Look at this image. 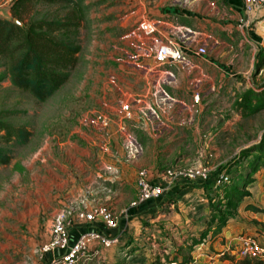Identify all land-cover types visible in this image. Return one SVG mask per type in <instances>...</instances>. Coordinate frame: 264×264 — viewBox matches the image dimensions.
<instances>
[{
  "label": "rangeland",
  "instance_id": "1",
  "mask_svg": "<svg viewBox=\"0 0 264 264\" xmlns=\"http://www.w3.org/2000/svg\"><path fill=\"white\" fill-rule=\"evenodd\" d=\"M154 1L151 0L152 4ZM11 2L0 0V11L11 16ZM84 2L89 7L82 12L84 18L79 34L82 49L78 62L71 69L69 80L55 95L41 101L28 90L14 86L9 79L0 83V117L23 125L32 134L29 142L23 145H7L0 140L1 144L10 147V154L14 157L11 164L0 163V264H42L43 248L50 239L53 216L65 208L80 210L82 196L87 190H94L98 201L112 207L119 216L137 196V179L118 187L107 184L112 183L110 180L101 181L99 177L90 188L89 183H81L90 175L96 177L102 161L92 148L94 142H98L95 140L96 107L92 102L96 91L92 88L96 80L93 72L98 65H157L170 72L172 81L169 78L152 88L154 98L161 99V103L148 101L146 92L149 90L145 87L149 84L137 86L144 103L138 112L144 115L149 112L153 120L148 122L152 128L155 126L154 137L140 138L144 150L151 144L158 151L157 165L153 171L149 170L153 174L156 169L163 171L195 164L208 166L213 173L231 160L242 159L241 150L261 142L264 135V108L253 109L259 104L254 95L250 109H246L243 99L244 93L251 89L261 93L264 100V42L261 45L254 42L244 27L229 24L220 31L215 26L207 28L199 23L186 31L151 25L143 30L131 13H136L137 9L132 8L128 0ZM157 2L167 4L170 0ZM40 8L51 13L66 12L62 5ZM263 20L258 21V26H264ZM168 40L183 48L184 59L159 64L154 57L156 47ZM199 46H204L207 53L200 55L197 52ZM178 67H182L184 73L193 67L189 88L184 86V79L177 73ZM115 86L122 87L116 81ZM171 96L178 101H166ZM134 107L132 103L126 105L128 115ZM158 109L167 118H173L172 123L155 120ZM175 123L186 127L174 126ZM163 124H172L171 133L178 134L156 135ZM101 138L106 142L102 134ZM143 155L149 157L146 150ZM250 158L242 160L240 167H233L230 175L237 167L242 170ZM149 161L144 159V163H148L146 168ZM255 179L252 204L264 210V170L258 171ZM248 197L245 202H249ZM245 216L243 219L254 224V232L264 235V211L254 212V218L250 214H247L248 218ZM142 224L148 227L152 222L144 219ZM186 239V243V240L180 242L177 237L171 244L184 247L182 244H190L192 240ZM154 240L148 241L152 243ZM219 240H208L198 246L201 247L198 253L208 258V264H215L211 260L213 257L223 260L217 256V250L207 249L210 245H206ZM136 246L139 250L133 260L145 254L148 258L146 264H166L160 259L163 257L159 247L155 249L153 244ZM131 248L125 247V251L119 249V252L129 254ZM180 249V256L187 254V247ZM99 261L100 264L108 262ZM119 262L129 264L126 257L116 264ZM93 264L98 262L93 261Z\"/></svg>",
  "mask_w": 264,
  "mask_h": 264
},
{
  "label": "crops",
  "instance_id": "2",
  "mask_svg": "<svg viewBox=\"0 0 264 264\" xmlns=\"http://www.w3.org/2000/svg\"><path fill=\"white\" fill-rule=\"evenodd\" d=\"M157 1L152 4L151 0H128L127 3H131V7L137 9L136 13L134 11L131 13H133L132 16H136L138 23L140 22V29L145 30L147 26L151 25L154 28L163 26L167 29L186 31L189 27L194 28L195 24L200 23L203 27L215 26L221 31V29H225L230 24L244 27L246 29L245 32L248 33L254 42L260 45L264 42V26H258V21L264 19V6L257 7L248 13L244 8L243 0H170L167 4H161V2ZM177 69L179 70H176L177 73L185 81L184 86L189 88V77L194 73L193 67H191L190 71L187 69V73H184L182 67ZM93 73H95L96 80L92 88L96 89V91L93 94L95 97H93L92 102L96 107V118H94L96 124L95 140H98V142H94L92 148L95 149L102 161L98 165L96 177L93 178L90 175L82 179L81 183L84 181L89 183V185H94L99 177L102 178L101 181H112V183H107L109 185L113 184L112 186L127 185L131 180L137 179L140 170L148 169L153 171L158 162V151L154 145L148 144L145 147L149 157H144L143 155L145 150L140 138H143V136L154 137L152 132L155 126L152 128V125L148 122L153 120V116L149 112L145 115L138 112L144 103L140 99L142 97L137 86L139 84L144 86L149 84L148 87H145L149 90L146 92L149 97L148 101L151 104H156L157 101L161 103V99L154 98L152 88L159 86L162 81L169 78L172 81L173 78L169 75L170 72L165 70V67L157 65H98ZM115 81L122 87L115 86ZM166 101L176 102L178 99H173L171 96ZM129 103H132L135 107L131 114L128 115L125 107ZM120 107H124L123 110ZM156 116H154L155 120L161 122L170 121L172 123L173 118H167V115L161 112L160 109H158ZM175 116L177 117V114ZM174 126L183 125L175 123ZM159 129L160 132L156 134L158 136L166 137L178 134L171 133L173 130L172 124H163ZM101 134L105 136L106 142L101 138ZM144 159L146 161L150 160L147 168L148 163H144ZM150 171L149 173L153 174ZM158 171L156 169V173L153 176H156ZM202 183L203 181L176 182L159 197L143 202L137 207L129 206L119 216V228L116 231H109L101 224L94 226V229L103 233H119L122 236L120 247L102 250L103 259L108 261L107 264H116L118 260H124L125 257L123 253L119 252V249L124 250L125 247H132L129 254L126 253L130 256L129 264H146L148 258L145 254L133 260L138 254L136 251L139 250L136 245L143 244V246H146L147 244H153V247L157 249L164 243L169 248L166 251L167 253L176 254L175 249L171 247L173 245L171 244L172 241L178 237V239H181L180 242H182L190 235H199L204 229L205 220L210 212L207 193L202 187ZM256 183L257 180L248 187L251 192L250 197L247 196L250 198L249 202H245L244 199L236 217L232 218L224 229L223 240L220 238L215 244H206L210 245L207 249L213 248L221 251L231 241H234V238L239 233L254 232V224L248 222L247 219H243V217L245 215L247 217V214H250L254 218V211L247 210L246 205L254 203V185ZM167 210L170 211L167 212ZM144 219L152 222L151 226H148L149 228L142 224ZM164 225L169 226L165 228ZM87 226L89 225H78L71 230V243L78 238L79 234ZM88 228L92 227L89 226ZM167 229H170L169 232H166ZM164 231L166 234H164ZM259 237L264 242V235L260 234ZM149 239L155 240L150 243ZM124 244H126L125 247ZM56 251L57 254L64 252L61 249ZM197 254L199 264H208V258L205 255L199 254L198 251ZM47 255L50 256L51 253H47ZM161 257H163V254H161ZM113 259L116 260L112 261ZM160 259L164 261V257ZM211 260L215 264H230L226 260L223 261L215 257L211 258ZM203 261H207V263ZM98 264H100L99 261ZM119 264H123V262H119Z\"/></svg>",
  "mask_w": 264,
  "mask_h": 264
},
{
  "label": "trees",
  "instance_id": "3",
  "mask_svg": "<svg viewBox=\"0 0 264 264\" xmlns=\"http://www.w3.org/2000/svg\"><path fill=\"white\" fill-rule=\"evenodd\" d=\"M84 1L12 0L9 10L12 19L0 15V83L9 79L14 86L28 90L41 101L55 95L69 80L70 71L78 62V54L82 49L79 41L81 21L84 18L82 12L89 7ZM46 5H62L66 12L51 13L40 8ZM14 19L22 21L25 27L15 23ZM253 95L259 100V104L253 109L257 111L264 108L263 95L249 89L243 98L246 109L252 106ZM31 135V131L23 125L0 117V140L7 145L26 144ZM13 158L10 147L0 143V163L11 164ZM240 158L242 159L231 160L221 166L202 183L210 209L204 229L199 235L188 237L192 239L190 244H182L187 247L185 255L180 256L178 250L181 248L182 251L184 247H178L176 244L171 247L177 253L165 255L164 252L169 248L162 243L160 252L166 264L174 261L186 264L190 262L197 245L218 238L223 240L224 229L229 221L236 217L245 197L251 195L248 187L256 181L255 174L264 169V135L261 142L242 149ZM249 158L242 170L237 167L234 174L230 175L233 167L241 165L242 160ZM222 174H227L229 178L218 183L217 180ZM246 209L254 212L264 211L252 203L247 204ZM222 259L230 264H264V260L259 257L238 258L229 252H225Z\"/></svg>",
  "mask_w": 264,
  "mask_h": 264
},
{
  "label": "built area",
  "instance_id": "4",
  "mask_svg": "<svg viewBox=\"0 0 264 264\" xmlns=\"http://www.w3.org/2000/svg\"><path fill=\"white\" fill-rule=\"evenodd\" d=\"M245 10L250 13L257 7L264 6V0H243ZM197 52L200 55L206 54V48L199 46ZM155 61L159 64L166 62H179L184 59L183 48L173 40L159 44L155 50ZM211 176V169L203 164L191 166H180L167 168L158 171L156 176L149 173V170L142 169L137 176V196L130 204V207H137L143 202L157 198L164 194L170 186L180 181L201 182L206 181ZM229 176L222 174L217 180L218 183L227 181ZM93 186L88 185V188ZM94 190H87L82 196L81 209L71 208L58 211L52 218L50 227V239L44 245V256L42 264H93L103 260L102 250L114 248L121 245L122 236L119 233H103L94 229V226L103 225L109 231H116L119 228V215L107 204L98 201ZM89 225L71 243V230L75 226ZM257 232L239 233L234 241H231L217 256L222 257L225 252L235 254L238 258L245 256H256L264 260V242L260 240ZM204 244V243H202ZM199 244V245H202ZM196 246L190 262L186 264H198L199 258ZM234 246V248H232ZM63 250L62 254H57L56 250ZM47 253H51L50 256ZM127 261L129 257L123 253ZM100 262V261H99ZM170 264H179L177 261Z\"/></svg>",
  "mask_w": 264,
  "mask_h": 264
},
{
  "label": "water",
  "instance_id": "5",
  "mask_svg": "<svg viewBox=\"0 0 264 264\" xmlns=\"http://www.w3.org/2000/svg\"><path fill=\"white\" fill-rule=\"evenodd\" d=\"M0 15L3 16V17H7V18H9V19H12V16L7 15V14H6L5 12H3V11H0ZM14 22L17 23V24H19V25L22 26V27H25V24H24L22 21H20L19 19H14Z\"/></svg>",
  "mask_w": 264,
  "mask_h": 264
}]
</instances>
